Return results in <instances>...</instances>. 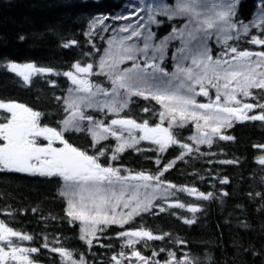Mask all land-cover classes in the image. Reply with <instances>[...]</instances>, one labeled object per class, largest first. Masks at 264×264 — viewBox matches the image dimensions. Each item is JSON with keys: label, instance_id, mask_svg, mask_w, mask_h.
Returning a JSON list of instances; mask_svg holds the SVG:
<instances>
[{"label": "snow or ice", "instance_id": "snow-or-ice-1", "mask_svg": "<svg viewBox=\"0 0 264 264\" xmlns=\"http://www.w3.org/2000/svg\"><path fill=\"white\" fill-rule=\"evenodd\" d=\"M241 2L176 0L173 5L153 6L140 0L139 4L132 6L134 16L138 18L136 22H131L134 17L129 14L112 17L115 21L130 23L113 29L107 48L99 59V71H94L91 62L84 66L76 62L72 66L74 71L62 73L73 87L68 89L63 100L65 116L60 121L59 130L42 124L43 114L25 103L0 100V173L62 180L64 191L61 195L68 200V222L80 221L79 240L87 245L88 251H91L94 241H98V232L106 231L111 225L123 228L134 216L152 211L154 201H168L174 195L170 190L176 189L177 185L162 177L175 161L160 169L161 160L157 158L158 171L155 174L144 171L133 174L128 170H125L127 174H122L120 168L108 165L107 159L101 162V157H106V146L93 147V154H89L70 144L64 134L86 132L92 137L93 146L109 138L115 139L117 147L111 154L112 161L118 159V153L135 149L141 141L155 145L158 153L178 145L181 150L179 158L183 159L193 153L212 155L200 152L199 146L211 148L217 137L233 140V136L221 132V129L231 127L233 122H264V15L251 24L244 23L238 11ZM261 7H264V0H261ZM109 19L108 16L92 19L87 35L92 37L93 34L107 32L110 25L106 21ZM165 24L170 26V35L160 38L157 43L152 26L159 29ZM253 29L259 30V34ZM100 38L104 39L103 36ZM213 39L221 48L218 55H214L210 47ZM241 39H247L261 50H242L237 46ZM173 40L179 41V47L171 56L175 71L170 73L164 62ZM76 43L71 40L63 47L69 48ZM129 61V67H122ZM5 67L8 72L22 78L25 86H31L33 76L61 75L52 67H41L35 63L8 62ZM101 75L107 78L109 87L92 81L93 76ZM210 89H215L214 99L210 96ZM201 96L208 98V102H199L197 97ZM134 97L155 101L161 106L158 124L151 126L146 118L138 123L135 119L121 116ZM89 109L110 114L112 118L106 124L89 114ZM256 109H259L258 113ZM142 111L148 113L150 109L145 106ZM165 120L169 127L163 126ZM189 122L196 129V135L188 138L194 144L181 142L172 131L173 126L183 127ZM255 147L264 148V145ZM217 162L238 163L233 160ZM257 163L264 166V155L258 158ZM259 182L264 185V175L260 176ZM220 183L228 184L229 181L225 178ZM179 191L204 201L213 198L212 192H199L195 188L180 187ZM222 195L227 197L229 193L224 191ZM248 196L259 198V210L264 211V190L250 191ZM169 207L183 209L186 205L176 202L170 203ZM120 208L130 211L121 213L118 211ZM165 211V207H159V212ZM187 211L195 214L201 208L188 205ZM184 223L193 224L195 219H185ZM241 226L249 227L247 222ZM117 235L126 239L121 250L111 255L113 264H161V260L155 259L160 253H166L162 264H203L200 257L185 253L178 258L174 251L163 246L159 251L153 249L151 257L142 255L135 247L141 241H145L143 246L148 247L147 241H163L166 236L171 238L170 233L154 235L152 231L140 228L120 231ZM33 239L32 235L15 230L0 220V264H40L42 249L59 254L62 264H89L84 253L76 254L74 249L62 244L56 246L60 242L55 238L52 246L47 236L41 246H24L25 241ZM172 242L186 245L185 241L178 239ZM100 247L111 248L112 245L101 244ZM125 248L131 251L126 252ZM245 251L260 256L264 264V250L258 252L253 248ZM204 259L207 264H213L210 255L205 254Z\"/></svg>", "mask_w": 264, "mask_h": 264}, {"label": "trees", "instance_id": "trees-1", "mask_svg": "<svg viewBox=\"0 0 264 264\" xmlns=\"http://www.w3.org/2000/svg\"><path fill=\"white\" fill-rule=\"evenodd\" d=\"M128 0H0V100L25 103L42 115L41 123L50 127L60 128V121L64 118V95L69 81L63 76L64 71H73L76 62L82 66L86 63L94 64L96 71L98 59L102 52L99 45L91 43L85 37L92 17L97 15L112 16L121 10ZM261 0H242L239 7V16L248 24L254 17ZM171 29L165 24L154 32L157 38L168 35ZM257 35L255 29L252 30ZM23 37V39H21ZM75 40L77 43L69 48L63 44ZM95 44V48L93 47ZM173 44V43H172ZM237 46L242 50H261L252 45L247 39H241ZM210 47L214 55H218L221 48L211 41ZM172 47H169L170 51ZM170 60V57L169 59ZM8 62L35 63L41 67H52L59 71V76H33L31 86H25L22 78L8 72L5 65ZM101 80V79H100ZM99 80V82H100ZM55 85V86H53ZM210 91V96H211ZM60 99L57 100L56 98ZM243 99V98H242ZM199 102H208V98L199 97ZM251 102V101H249ZM150 111L145 113L143 107ZM160 106L154 101H145L142 98H133L129 109L122 115L135 119L138 123L148 119L151 126L159 120ZM259 112V109H256ZM252 113H248L251 115ZM6 115V114H5ZM110 120H105L109 122ZM193 132V125L173 130V134L189 144H194L187 137ZM231 135L233 140L214 139L211 148L201 145L200 152L213 153L199 155L193 153L180 159L181 150L177 146H170L166 152L158 153L155 146L143 144L138 151H127L112 161L113 166L133 174L144 171L157 173L158 166L155 160H161L162 169L168 162L175 161L174 166L164 173L167 182L177 185L171 189L177 193L176 200L186 205L185 208H170L165 212L152 211L138 215L124 228L107 227L106 231L98 232V241H94L91 251L87 245L79 240V227L69 223L65 211V202L58 195L60 180H49L17 175L14 173H0V214L5 211L11 213L12 221L6 223L15 230L32 235L33 241L24 246H41L43 238L47 236L50 246L55 238L76 254L84 253L89 264H113L111 255L121 250L126 238H119L118 233L125 230H150L154 235L170 233L171 238L163 241H145L135 245L142 255L151 257L152 250L159 251L163 246L174 251L176 256L183 257L185 253L200 257L203 264L205 254L211 256L213 264H262V258L252 255L245 249L264 250V211L259 198H250V191H262L260 176L264 175V166L257 163L258 158L264 155V148L255 147L264 145V122L236 121L229 129L221 131ZM65 138L74 147L86 150L93 154L90 138L84 134H66ZM106 146L107 164H110L109 154L114 139L103 142ZM146 149H153L148 151ZM219 160L238 161L234 164H220ZM102 162V163H103ZM227 179L228 184H221V179ZM180 187L195 188L199 192H212L213 198L204 201L194 195L179 191ZM227 191L229 196L222 193ZM188 205H195L201 211L193 214L187 211ZM32 209H36L35 212ZM195 219L193 224H185V219ZM247 222L245 229L241 225ZM106 237H111L107 239ZM185 241L177 244L172 241ZM101 244H111L112 247H100ZM126 252L131 250L124 249ZM36 255V254H34ZM166 253H160L155 259L161 260ZM61 257L42 249L40 262L43 264H57Z\"/></svg>", "mask_w": 264, "mask_h": 264}, {"label": "rangeland", "instance_id": "rangeland-1", "mask_svg": "<svg viewBox=\"0 0 264 264\" xmlns=\"http://www.w3.org/2000/svg\"><path fill=\"white\" fill-rule=\"evenodd\" d=\"M140 3V0H129V2L125 5V7H124V9L120 12V13H118L117 15H121V14H129V15H133V17H134V19H133V21H131V22H136V20L138 19V18H135V16H134V11H133V5H135V4H139ZM144 3L145 4H151V5H153V6H156V5H160V4H168V5H173V4H175L176 3V0H144ZM259 7H260V5H259ZM258 7V8H259ZM260 8H262V7H260ZM117 15H115V16H117ZM141 15H144L143 13H141ZM261 15H264V9L263 10H258L257 12H256V14H255V17H254V19L251 21V23L252 22H254L256 19H258ZM114 16V17H115ZM128 23H130V21H124V20H121V21H115V20H113V19H109V20H107L106 21V24H108V25H110V27H109V29H108V31L107 32H103V33H100L99 35H96V34H93V36L92 37H95V36H97L98 38H100L101 36H103L104 37V41H105V49L107 48V40L108 39H110L111 37H112V34H113V29H115V28H118V27H121V26H124L125 24H128ZM251 23H249V24H251ZM154 27H156L155 25L154 26H152V29L154 28ZM88 30H89V27H88ZM97 31H99V30H97ZM87 33H88V31H87ZM122 35H124V34H122ZM101 39V38H100ZM159 41L157 40V43H158ZM212 42L213 43H215L216 44V41H215V39H213L212 40ZM170 43H175L174 44V46L172 47V49H171V56L175 53V51H176V48L177 47H179V41H177V40H173V41H171ZM217 46H220V45H218V44H216ZM258 48H259V46H258ZM104 49V50H105ZM103 54H104V51H103V53H102V55L101 56H103ZM167 59H168V56L166 57V59H165V62H164V66L167 68V70L171 73V72H173V71H175V62L171 59L170 60V62H168V63H166V61H167ZM99 63V62H98ZM131 65V61H129V62H127L126 64H124V65H122V67H129ZM74 71V70H73ZM96 71L98 72L99 71V68H98V65H97V67H96ZM95 77V76H94ZM96 78H99V79H102L103 81V84H104V81H105V83L107 84V86L106 87H109L110 85H109V82H108V80H107V78L106 77H104V76H100V77H96ZM70 87H73L71 84H70V86H69V88ZM210 91L212 92L211 93V97L214 99V96H215V89H210ZM67 94H68V91L66 92V95H65V97L67 96ZM243 97H238V99H242ZM197 99H199L198 97H197ZM160 106V105H159ZM161 107V106H160ZM162 110V109H161ZM88 111H94V110H92V109H89V110H87V112ZM0 112H2V110H0ZM160 122V121H159ZM234 123V122H233ZM193 125V132H192V134H191V136H193V135H196V129H195V125L192 123V122H189V123H187V124H185L184 126H183V128H185V126L186 125ZM164 127H169V124H168V121L167 120H165V122H164V125H163ZM174 127H176V126H173L172 128H174ZM228 128V127H227ZM227 128H223V129H221V130H224V129H227ZM91 137V136H90ZM92 138V137H91ZM90 138V139H91ZM187 138H189V137H187ZM189 140V139H188ZM191 141V140H190ZM103 142V141H102ZM144 143V142H146V143H149V142H147V141H141L140 143ZM192 143H194L193 141H191ZM139 143V144H140ZM138 144V145H139ZM138 145L136 146V147H138ZM201 146V145H200ZM117 147V146H116ZM136 149V148H135ZM127 150H133V148H129V149H126L125 151H127ZM64 191V184H63V186H62V189H61V193ZM63 196V195H62ZM64 197V196H63ZM172 197H173V195L169 198V200L168 201H164L165 203H166V205H169L170 203H173V202H171L170 201V199H172ZM64 199L66 200V203H67V211H68V200H67V198L66 197H64ZM156 201H158V200H156ZM155 202V201H154ZM118 211L119 212H121V213H125V212H127V211H130V209H124V208H120V209H118ZM76 222H78L79 224H80V221H76ZM80 226H81V224H80ZM118 226V225H117ZM58 264H62V261H59V263Z\"/></svg>", "mask_w": 264, "mask_h": 264}, {"label": "bare ground", "instance_id": "bare-ground-1", "mask_svg": "<svg viewBox=\"0 0 264 264\" xmlns=\"http://www.w3.org/2000/svg\"><path fill=\"white\" fill-rule=\"evenodd\" d=\"M129 2V1H128ZM127 2V3H128ZM126 5V4H125ZM125 5L123 6V8L121 9V10H118L116 13H114L112 16H108L109 18H112V17H114L115 15H117L118 13H120L123 9H124V7H125ZM97 16H106V15H97ZM97 16H94V17H92V19H94L95 17H97ZM85 34V37L87 36L88 37V39H90V42L91 43H96L97 45H99V47L101 48V50H100V53L101 52H103L104 51V49H105V41H104V39H100V38H98L97 36H95V37H89L88 35H87V33H84ZM170 34V33H169ZM168 34V35H169ZM168 35H165V36H168ZM165 36H161V37H165Z\"/></svg>", "mask_w": 264, "mask_h": 264}]
</instances>
